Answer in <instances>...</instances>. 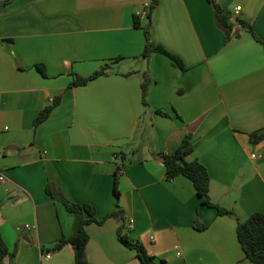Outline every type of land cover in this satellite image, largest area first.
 <instances>
[{"label":"crops","instance_id":"1","mask_svg":"<svg viewBox=\"0 0 264 264\" xmlns=\"http://www.w3.org/2000/svg\"><path fill=\"white\" fill-rule=\"evenodd\" d=\"M0 1V232L16 253L0 264H75L71 247H53L74 234L76 217L46 188L102 221L117 211L116 181L124 232L157 264H253L237 225L264 214V140L251 142L264 132V0H214L235 21L232 40L210 0H157L153 12V0ZM149 26L185 72L164 54L143 57ZM105 66L108 74L69 88ZM190 133L186 160L207 167L211 201L229 215L204 205L184 176L167 177L162 156ZM123 223L87 226L89 264H141L119 241Z\"/></svg>","mask_w":264,"mask_h":264},{"label":"trees","instance_id":"2","mask_svg":"<svg viewBox=\"0 0 264 264\" xmlns=\"http://www.w3.org/2000/svg\"><path fill=\"white\" fill-rule=\"evenodd\" d=\"M216 11V20L219 28H221L227 35L228 39L232 40L239 38V33H234V23L235 21L232 18V15L223 10L214 0H210ZM157 0H153L151 4V12L157 6ZM135 27L142 28V25L139 21V17L135 19ZM242 29H245L252 33L255 39L259 40L253 28L246 24L241 23ZM146 36V47L143 57L145 59H150L151 56L155 53H161L166 55L171 63L181 69L186 71L185 64L183 60L168 52L162 46H157L152 42L150 26L144 28ZM37 70L41 75L47 78L46 67L42 64L36 66ZM109 73V68L106 66L100 71L96 72L88 78L77 77V79L69 86V88H76L79 86H84L90 81ZM152 80L149 76L148 71L143 74V82L141 85L142 92V102L146 107L148 106L147 98L149 88L151 86ZM60 98L55 99L51 104L46 105L42 110L39 116L36 118L34 125L38 127L40 124L45 122L53 112L54 108L60 103ZM264 140V132L262 133H253L251 135V142L257 144ZM194 145L192 141V134H188L184 139L183 143L172 155H163V162L166 168V174L169 180L175 179L179 176H184L190 180L196 190L199 198L202 199V203L207 207L214 208L218 211L219 215H229L230 211L227 209L221 208L220 206L214 204L210 198V185H211V176L205 165H203L199 160H194L188 162L186 158L193 152ZM47 194L54 200L62 202L67 210L74 214L76 217V225L74 234L71 237H62L59 239L53 247V251L59 252L66 247H71L74 252L75 264H89L87 256V248L90 241V236L87 232V226L92 223L103 224L106 220L110 218H122L124 220L123 225L119 228L118 238L119 241L129 249L135 250L138 257L141 260V264H157L155 258L152 257L145 246L140 241H133L129 238V235L126 232V219L125 212L120 204V192L118 191V181L115 183V194L118 199L117 211L102 221H98L96 218V209L91 205H80L69 202L65 200L56 190L47 186ZM237 237L239 243L242 247V250L245 253V256L253 264H264V214L255 213L252 214L247 221L238 222L237 225ZM15 252H11L4 242L1 232H0V260H11L15 256Z\"/></svg>","mask_w":264,"mask_h":264},{"label":"built area","instance_id":"3","mask_svg":"<svg viewBox=\"0 0 264 264\" xmlns=\"http://www.w3.org/2000/svg\"><path fill=\"white\" fill-rule=\"evenodd\" d=\"M241 10H242V8L241 7H238L237 9H236V15H239L240 14V12H241ZM147 15V13L146 12H144L143 14H141L140 16H142V17H145ZM6 181V176H5V174L4 173H2V172H0V186L4 183ZM132 225V223L130 222V226ZM27 229H30V227L29 226H27L26 227ZM48 260L49 259H51V255H47V257H46Z\"/></svg>","mask_w":264,"mask_h":264},{"label":"water","instance_id":"4","mask_svg":"<svg viewBox=\"0 0 264 264\" xmlns=\"http://www.w3.org/2000/svg\"><path fill=\"white\" fill-rule=\"evenodd\" d=\"M6 6V3L4 1H0V13L2 9Z\"/></svg>","mask_w":264,"mask_h":264}]
</instances>
